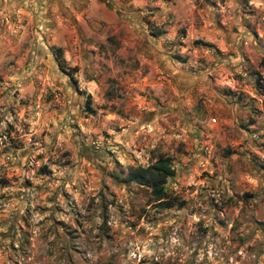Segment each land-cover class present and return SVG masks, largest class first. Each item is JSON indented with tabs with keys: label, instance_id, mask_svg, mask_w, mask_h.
<instances>
[{
	"label": "rangeland",
	"instance_id": "rangeland-1",
	"mask_svg": "<svg viewBox=\"0 0 264 264\" xmlns=\"http://www.w3.org/2000/svg\"><path fill=\"white\" fill-rule=\"evenodd\" d=\"M0 264H264V0H0Z\"/></svg>",
	"mask_w": 264,
	"mask_h": 264
},
{
	"label": "trees",
	"instance_id": "trees-1",
	"mask_svg": "<svg viewBox=\"0 0 264 264\" xmlns=\"http://www.w3.org/2000/svg\"><path fill=\"white\" fill-rule=\"evenodd\" d=\"M58 53L60 50H57ZM90 97L86 98V107L90 108ZM174 175V168L169 157H159L153 164L147 167L131 168L127 174V180L150 189L153 198L164 208H170L175 204L168 201L165 193L167 179Z\"/></svg>",
	"mask_w": 264,
	"mask_h": 264
}]
</instances>
